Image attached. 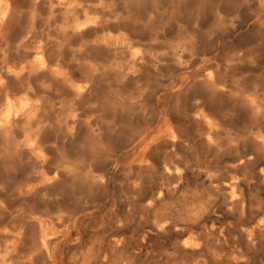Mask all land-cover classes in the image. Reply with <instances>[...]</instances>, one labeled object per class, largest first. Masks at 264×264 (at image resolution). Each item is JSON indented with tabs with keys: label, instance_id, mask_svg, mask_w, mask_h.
Returning a JSON list of instances; mask_svg holds the SVG:
<instances>
[{
	"label": "clouds",
	"instance_id": "9594fccd",
	"mask_svg": "<svg viewBox=\"0 0 264 264\" xmlns=\"http://www.w3.org/2000/svg\"><path fill=\"white\" fill-rule=\"evenodd\" d=\"M41 4L0 0L53 48L0 74V264H264V0Z\"/></svg>",
	"mask_w": 264,
	"mask_h": 264
},
{
	"label": "bare ground",
	"instance_id": "6f19581e",
	"mask_svg": "<svg viewBox=\"0 0 264 264\" xmlns=\"http://www.w3.org/2000/svg\"><path fill=\"white\" fill-rule=\"evenodd\" d=\"M25 20H26V18H25ZM23 24H24V21H23ZM14 27L10 31L8 41H11L12 37H15V39H13V40H14V42H16V45H17L18 41L20 40V38L24 34V30L22 32L18 33L17 35H15ZM24 27H26V26H23V28ZM12 41H11V43H13ZM25 46H29V47H32L34 49L38 47L40 50L39 51H33V52H25L24 47H21V48H19V50L16 49L15 54L13 55L11 52H9L10 49L8 47V50H5L7 52L6 56H5L4 52H0V74H3L5 76V78L9 81V86L13 91L24 92L26 90L28 84H31L32 87L36 90V94L39 95L41 90L36 85L35 81L38 78H41L44 76H49L47 71L42 70V71L30 76L28 71L26 70L20 76L19 80H17L14 75H9L7 72H2V68L5 66L7 68H11L13 70V72L19 71L21 67H23L25 69H29L30 67H38L39 64L47 62V60H48L47 52H51L53 50V48H47L46 51H44V49L46 48V45L40 44L38 42L29 45L28 42L26 41ZM28 60H32L33 64L29 65L27 63ZM5 62H6V64H5ZM48 80H49V78H48ZM28 97H29V101H30V99L32 98V94L29 93Z\"/></svg>",
	"mask_w": 264,
	"mask_h": 264
},
{
	"label": "rangeland",
	"instance_id": "374dc122",
	"mask_svg": "<svg viewBox=\"0 0 264 264\" xmlns=\"http://www.w3.org/2000/svg\"><path fill=\"white\" fill-rule=\"evenodd\" d=\"M22 4H23V6H25V7H27L28 5H27V0H22ZM40 8H41V11L42 12H44V13H46L47 12V9L43 6V0H42V4L40 5ZM26 18V17H25ZM25 18H22L21 19V23L19 24V25H17V26H15L14 27V33H15V35H17L18 33H20V32H22L23 30H25V28L26 27H24L23 28V26H27V19L25 20ZM23 21H24V24H23ZM37 23L39 24H37V28H40V27H42V25H43V22L42 21H40V20H38L37 21ZM17 31V32H16ZM88 34H90V31H89V33ZM13 39H15V37H12V39H11V41L13 40ZM11 41H9V44H8V47H9V52H11L13 55L15 54V51H16V42H14V40L12 41L13 43H11ZM75 42V41H74ZM248 42V39H247V37L246 36H241L240 37V41H239V43H240V45H244V44H246ZM14 44V45H13ZM1 46L0 47H2V44H0ZM11 46V47H10ZM54 46V45H53ZM68 57H69V53H68V51H67V49H65V55H64V59L65 60H67L68 59ZM74 75H77V76H79V73H74ZM48 78L49 79H51V77L50 76H44V77H41V78H38L36 81H35V83H36V85L40 88V94L41 93H44L46 90L45 89H43L41 86H40V81H45V80H48ZM103 90V87L101 86V89H99V91H102ZM62 92H63V94H68L67 93V90H62ZM48 96H49V100L51 101V100H57L58 99V97H57V95L55 94V92H50V93H48ZM85 132H86V129H85V126L83 125V124H81V125H79L78 126V131H77V140H79L80 138H81V136L83 135V134H85ZM52 138V133L51 132H47L46 133V135H45V139L47 140V139H51Z\"/></svg>",
	"mask_w": 264,
	"mask_h": 264
}]
</instances>
